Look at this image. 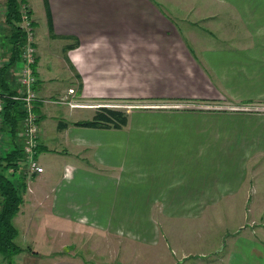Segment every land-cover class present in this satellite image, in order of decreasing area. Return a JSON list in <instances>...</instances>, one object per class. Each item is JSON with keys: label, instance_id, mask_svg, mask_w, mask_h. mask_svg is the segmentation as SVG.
Here are the masks:
<instances>
[{"label": "crops", "instance_id": "0c3cea01", "mask_svg": "<svg viewBox=\"0 0 264 264\" xmlns=\"http://www.w3.org/2000/svg\"><path fill=\"white\" fill-rule=\"evenodd\" d=\"M38 1L36 13L27 0L37 35L31 69L41 98L44 173L31 174L26 164L9 171L23 199L15 243L22 238L25 246L16 243L20 254L0 251L2 257L33 264L27 257L38 252L30 243L42 233L37 227L31 237L33 224L54 225L62 250L99 234L106 251L124 238L155 245L164 236L157 213L191 221L203 210H225L236 225L220 244L225 250H210L207 261L199 255L196 264H264L257 237L264 229V112L241 113L264 110V43L251 21L240 12H208L209 0ZM212 1L223 8L222 0ZM241 31L247 39L239 40ZM19 61L3 71L15 89L9 69ZM60 104L73 120H64ZM106 106H129L127 126H75ZM18 137L23 148L22 132ZM16 145L3 133L0 157Z\"/></svg>", "mask_w": 264, "mask_h": 264}, {"label": "rangeland", "instance_id": "374dc122", "mask_svg": "<svg viewBox=\"0 0 264 264\" xmlns=\"http://www.w3.org/2000/svg\"><path fill=\"white\" fill-rule=\"evenodd\" d=\"M2 1L3 3H6V0ZM32 1L36 13L41 12L42 7L39 1ZM19 2L23 3V1ZM212 2V0L208 1V12H240V16L245 20L246 24L251 21L250 25L255 27L254 32L252 31L255 39L264 43V0H222L223 8H221V5L213 4ZM4 29L7 33L6 26ZM39 31L41 30L38 28V37ZM228 35L231 36L229 32L224 34L225 39H228ZM244 39H247V36L241 31L239 40ZM39 41L40 40H38V43L40 45ZM9 55H11V53ZM9 55H6V57ZM57 99H61V97H58ZM66 101L67 100L64 99L62 101L63 104ZM106 107L109 108V106ZM58 108L63 111L64 120L71 121L74 119V117L68 116V106L60 104L58 105ZM120 111L128 113L130 112V107L125 106V108L121 109ZM206 112L215 114L216 112L223 111H217L216 108L209 107ZM254 112H264V110L261 111L259 109H255L249 112L245 110V112L242 111L241 113ZM197 130V127L188 128L186 134L188 137H191L190 133ZM5 134L6 133H4V135ZM256 211V215L258 217L260 215V210ZM213 212L216 213V216L218 217L217 219L213 220L209 216V214ZM247 212L248 215H246V218H248L250 215V210H247ZM202 213V216L199 217L198 220H169L171 222L170 224H168V220L164 219L159 213H157V226L160 228L161 232L164 233V236L160 235L155 245L141 241L126 240L127 238H124L117 243H113L112 246H108L106 251L104 250L103 239H101L102 236L99 234L93 236L90 243L88 240H83L82 243L81 240L79 241V243H81L80 245L76 241L77 246L75 249L71 248L69 244H65L67 248H63L62 250V245L57 242V238L55 236L56 232L54 230V225L45 227L43 225L41 226L40 224H33L31 237L35 236L37 227H40L42 230L41 234H38L37 232L38 236L36 237H38V239L33 240V243H30V247L34 248V252L38 253L35 254L33 252L34 254L29 255V257H27L28 253H26L24 257H27L29 261L32 260L33 264H54V262L57 260H69L80 264H174L173 260L180 259L179 257H181L184 252H188L191 256L188 258L186 264H196V259L199 260V257H201L199 255L204 254V261H207L211 257V254L208 253L210 250L215 252L225 250L223 247L225 239L231 238L228 233L232 232L236 227V225H233V220L230 221V218L225 216V210H203ZM238 218L243 219L244 215H240ZM253 218L254 216H251L250 219ZM250 219H248L246 223L247 227L251 229V227L255 226V223H253ZM162 220H164L165 224H162ZM160 222L161 224L159 226ZM205 222H207V224L202 225V223ZM197 224H201V227H199ZM174 233L177 234V237L174 235ZM257 237L264 246V229L263 232L257 235ZM16 243L19 246H25V242L22 238L17 239ZM220 244L223 246H220ZM21 257L4 259L0 254V264H24L23 258ZM3 259L4 261L2 263Z\"/></svg>", "mask_w": 264, "mask_h": 264}, {"label": "trees", "instance_id": "16d2710c", "mask_svg": "<svg viewBox=\"0 0 264 264\" xmlns=\"http://www.w3.org/2000/svg\"><path fill=\"white\" fill-rule=\"evenodd\" d=\"M4 4L6 6L4 27L6 26L8 34L2 26L1 39L5 51H11L12 55V62H9L6 66L8 68L17 62L18 57H20V50L25 39L24 33L19 27L21 21L19 0H6ZM2 83L4 86L8 85L3 72ZM4 114L5 123L3 133H9L17 145L14 146L15 148L13 147L11 152L0 157V251L7 256H16L20 254L22 249L15 243L17 230L13 224V220L21 209L23 199L20 190L14 183L13 177L9 175V170L15 171L19 166L18 162L23 158V148L18 137L19 133L22 132V121L24 118L22 104L14 101H6ZM128 121V113L107 107H100L92 121L76 123L75 126L95 129H122L127 126ZM16 137L18 140H16ZM30 251L33 252L32 249Z\"/></svg>", "mask_w": 264, "mask_h": 264}, {"label": "built area", "instance_id": "2783aa9c", "mask_svg": "<svg viewBox=\"0 0 264 264\" xmlns=\"http://www.w3.org/2000/svg\"><path fill=\"white\" fill-rule=\"evenodd\" d=\"M20 3L21 21L19 23L20 30L24 33V43L20 50L19 64L14 68H10V74L15 79L17 89L4 86L2 83V72L9 63L6 57V51L1 39V28L5 21L6 6L0 0V147L3 141V127L5 123V107L6 101H14L22 104L23 121L22 135L24 137L23 158L18 162L20 166L27 165V169L31 174H42L44 168L38 160V154L41 147V124L39 116L36 112V104L41 98L35 89L37 78L32 72V66L36 63V32L34 20L30 5L26 0ZM73 93V90H71ZM12 171V170H9Z\"/></svg>", "mask_w": 264, "mask_h": 264}]
</instances>
